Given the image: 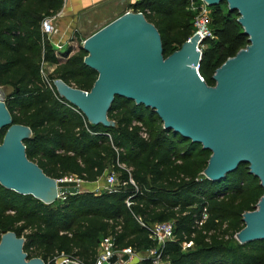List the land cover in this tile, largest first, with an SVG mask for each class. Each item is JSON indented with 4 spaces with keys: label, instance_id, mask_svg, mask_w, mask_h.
<instances>
[{
    "label": "trees",
    "instance_id": "obj_1",
    "mask_svg": "<svg viewBox=\"0 0 264 264\" xmlns=\"http://www.w3.org/2000/svg\"><path fill=\"white\" fill-rule=\"evenodd\" d=\"M64 2L0 0V86L12 88L7 107L14 123L31 127L27 155L47 175L60 179L74 174L96 182L112 164L120 183L101 193L65 194L50 204L0 184V240L15 232L26 239L28 257H40L46 264L64 257L96 264L103 238L112 237L117 250L141 252L157 247L142 223L172 221L175 239L161 248L170 264H264V240L241 244L236 239L245 226L243 214L255 210L264 194L248 164L212 181L203 174L211 151L165 129L151 108L117 96L108 113L115 124L105 126L91 124L59 95L55 79L89 91L98 78L84 62L82 45L73 54L57 51L42 30L43 21L57 15ZM192 2L137 0L130 8L158 28L167 57L196 32ZM209 7L212 36L201 44L199 70L215 85L216 70L250 41L240 14L230 11L227 2ZM44 64L55 67L45 75ZM6 130H0V144ZM205 209L208 218L200 226ZM185 241L194 246L184 250Z\"/></svg>",
    "mask_w": 264,
    "mask_h": 264
},
{
    "label": "water",
    "instance_id": "obj_2",
    "mask_svg": "<svg viewBox=\"0 0 264 264\" xmlns=\"http://www.w3.org/2000/svg\"><path fill=\"white\" fill-rule=\"evenodd\" d=\"M209 6L227 2L240 14L239 23L250 44L227 59L214 73L215 85L201 75V44L196 31L180 49L165 57L162 36L143 12L126 11L87 37L84 62L98 73L86 91L55 79L59 95L80 110L91 124L111 126L108 113L117 96L157 113L164 128L211 151L203 174L220 181L241 164L264 189V0H203ZM0 89V184L50 204L65 194H77L76 181L47 175L26 151L31 127L14 123ZM84 190V189H83ZM87 191V190H84ZM245 226L236 234L241 243L264 240V194L257 208L243 214ZM26 239L13 231L0 240V264H46L29 258ZM129 254L113 253L102 264H122ZM62 264H80L63 259Z\"/></svg>",
    "mask_w": 264,
    "mask_h": 264
},
{
    "label": "crops",
    "instance_id": "obj_3",
    "mask_svg": "<svg viewBox=\"0 0 264 264\" xmlns=\"http://www.w3.org/2000/svg\"><path fill=\"white\" fill-rule=\"evenodd\" d=\"M137 0H65L62 10L51 17L54 32L48 36L56 49L71 46L77 39L84 40L94 32L113 21L130 8ZM88 32V35H85ZM85 35V36H84ZM74 38V39H73ZM78 42V40H77ZM91 185L94 191L98 182ZM90 191V190H89Z\"/></svg>",
    "mask_w": 264,
    "mask_h": 264
},
{
    "label": "built area",
    "instance_id": "obj_4",
    "mask_svg": "<svg viewBox=\"0 0 264 264\" xmlns=\"http://www.w3.org/2000/svg\"><path fill=\"white\" fill-rule=\"evenodd\" d=\"M203 3H205V2L203 1ZM204 7H205L204 4H202L201 6L195 7L194 3L192 2V9L193 10H195L196 8L198 9V14L196 15V18H195V27L198 29L197 31L201 34L202 37L207 38V37L212 36V34H211V31L209 30V28L207 26V24L209 23V15L207 14L206 9ZM42 30L47 36H50L54 32V25H53L52 20L50 18H46L43 21ZM42 71H43V69H42ZM50 86H51V84H50ZM141 134L143 137L148 136L147 132L144 129L141 132ZM61 179L67 180V181H76L78 183V185H81V183L83 182V180L81 178H79L78 176H76V177L72 176L69 178L66 177V178H61ZM116 182H117L116 175L114 173H108L105 176L104 185L99 184L98 186H96L95 192L101 193L104 190L114 189L117 187ZM131 182L134 183L133 180H131ZM83 191L84 190L82 189L81 192H83ZM61 197H64V195H62ZM127 205L130 207L132 205V202L130 200H128ZM207 218H208V213L206 212V209H205V211L202 215V218L198 222V224L201 226ZM142 224L144 226H147V228L151 232V237L157 242V247L149 249V257H148L145 264H170L169 261H167L163 258L161 248L166 242L175 239L174 222H172V221L157 222V223L149 225V226L145 225L144 223H142ZM193 246H194L193 241L183 242V249L184 250H188V249L192 248ZM113 253H118L120 256H122L123 254H129L131 257V255L134 254V251L132 250V248L117 250L115 248L113 238L112 237H105L102 239V241L100 243V248H99V253H98L96 264H102ZM63 259L66 260V259H70V258L64 257ZM75 261H77V260H75ZM77 262H79V261H77ZM60 264H62V263H60Z\"/></svg>",
    "mask_w": 264,
    "mask_h": 264
},
{
    "label": "rangeland",
    "instance_id": "obj_5",
    "mask_svg": "<svg viewBox=\"0 0 264 264\" xmlns=\"http://www.w3.org/2000/svg\"><path fill=\"white\" fill-rule=\"evenodd\" d=\"M193 3L195 5V7H198V6H201L202 4H204L205 5L204 8L206 9V12L209 15V20H210L211 8L209 7V5H206L205 3H203V1L201 2V0H193ZM226 6H227V4H224L223 8L225 9ZM194 11H196V14H198V9L197 8ZM207 26H208L209 29H212V25L210 23H208ZM195 30L197 31L198 29L195 27ZM85 35H88V32ZM77 40H78V42H77ZM82 44H83V41L81 39H77V37H75V42L73 44H71V46L66 45L65 48H60L59 51L60 52H66L68 54H73L74 52H76L80 48V46ZM57 51H58V49H57ZM61 60H64V58H61ZM54 67L55 66H53V65L44 64L43 67H42L43 71H44V74L47 75V74L51 73L53 71ZM0 89H4L5 96L8 95L12 91V88L8 87V86H0ZM108 173H114L116 175V179H117L116 185H118L120 183L119 174L117 172L113 171L112 164H108L104 176L101 177L98 181H96V182H98L96 184L100 183V184L104 185L105 176ZM72 176L76 177V175H74V174H69V175L64 176L63 178H66V177L69 178V177H72ZM83 182L85 183V187H83L82 189L90 190V191L93 190L91 185L94 186L93 184H95V183L87 182V181H83ZM99 248H100V246H99ZM148 257H149V249L143 250L141 252H134V254L131 255V257H130V260L128 262H122V264H140V263H143L144 261H147ZM62 260H63V258L59 259L57 261V264L62 263Z\"/></svg>",
    "mask_w": 264,
    "mask_h": 264
},
{
    "label": "bare ground",
    "instance_id": "obj_6",
    "mask_svg": "<svg viewBox=\"0 0 264 264\" xmlns=\"http://www.w3.org/2000/svg\"><path fill=\"white\" fill-rule=\"evenodd\" d=\"M80 186H81V188L85 187V183L82 182Z\"/></svg>",
    "mask_w": 264,
    "mask_h": 264
}]
</instances>
